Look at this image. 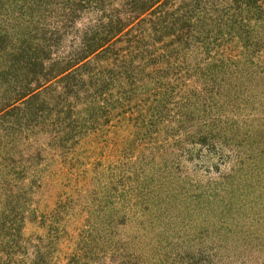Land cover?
<instances>
[{
    "label": "rangeland",
    "instance_id": "rangeland-1",
    "mask_svg": "<svg viewBox=\"0 0 264 264\" xmlns=\"http://www.w3.org/2000/svg\"><path fill=\"white\" fill-rule=\"evenodd\" d=\"M0 264H264V0H0Z\"/></svg>",
    "mask_w": 264,
    "mask_h": 264
}]
</instances>
